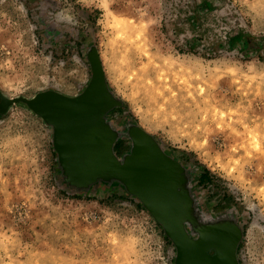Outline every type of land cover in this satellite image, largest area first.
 <instances>
[{
  "label": "rangeland",
  "instance_id": "rangeland-1",
  "mask_svg": "<svg viewBox=\"0 0 264 264\" xmlns=\"http://www.w3.org/2000/svg\"><path fill=\"white\" fill-rule=\"evenodd\" d=\"M128 118L235 208L240 264H264V0H0V90L74 96L88 48ZM124 150V149H123ZM50 129L0 117V264H173L161 227L120 192L71 195Z\"/></svg>",
  "mask_w": 264,
  "mask_h": 264
},
{
  "label": "water",
  "instance_id": "water-1",
  "mask_svg": "<svg viewBox=\"0 0 264 264\" xmlns=\"http://www.w3.org/2000/svg\"><path fill=\"white\" fill-rule=\"evenodd\" d=\"M90 78L74 96L46 90L9 98L0 90V117L20 104L50 129L55 177L71 195L120 192L135 200L174 247L173 264H240L244 238L235 208L220 209L196 190V171L183 165L128 118L112 117L122 102L110 89L98 51L88 48ZM124 140V150L116 144Z\"/></svg>",
  "mask_w": 264,
  "mask_h": 264
},
{
  "label": "flooded vegetation",
  "instance_id": "flooded-vegetation-1",
  "mask_svg": "<svg viewBox=\"0 0 264 264\" xmlns=\"http://www.w3.org/2000/svg\"><path fill=\"white\" fill-rule=\"evenodd\" d=\"M89 72H90V71H89ZM82 90H83V89H82ZM82 90H81V91H82ZM81 91H80V92H81ZM80 92H79V93H80ZM77 94H78V93H77ZM77 94H76V95H77ZM117 114H118L117 109H115V110L112 112L111 115H112L113 118H116V115H117ZM124 143H125L124 140H121V141H119V142L116 144V146H115V150H116L117 153H121V152L123 151V149H124Z\"/></svg>",
  "mask_w": 264,
  "mask_h": 264
}]
</instances>
